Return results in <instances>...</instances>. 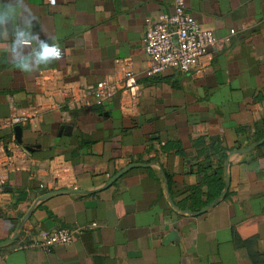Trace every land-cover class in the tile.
I'll list each match as a JSON object with an SVG mask.
<instances>
[{"label": "crops", "instance_id": "crops-1", "mask_svg": "<svg viewBox=\"0 0 264 264\" xmlns=\"http://www.w3.org/2000/svg\"><path fill=\"white\" fill-rule=\"evenodd\" d=\"M172 3L0 0V122L36 114L0 125V264H264V143L239 152L264 133V0H186L203 29L230 42L189 74L148 77L147 19ZM126 65L131 91L35 112L52 102L41 77L51 88L95 85ZM223 154L228 191L198 214L213 202L204 180ZM132 163L145 166L108 185ZM56 179L85 192L42 199L40 183ZM62 227L79 229L69 245L20 247Z\"/></svg>", "mask_w": 264, "mask_h": 264}, {"label": "built area", "instance_id": "built-area-1", "mask_svg": "<svg viewBox=\"0 0 264 264\" xmlns=\"http://www.w3.org/2000/svg\"><path fill=\"white\" fill-rule=\"evenodd\" d=\"M50 2L52 5L56 4V0ZM234 33V30L230 31V35ZM229 42V35L219 36L212 30L203 29L189 11L186 0H173L170 12L147 19L143 38L148 57L146 74L148 77H157L170 70L189 74L201 65L202 59L210 51L221 50ZM45 81V77L37 81V90L45 101L49 99L52 102L48 106L45 103L36 106L35 112H39L43 107L79 111L93 105H102L120 92L131 91L137 80L134 71L126 65L117 80L105 79L95 85L81 86L60 82L51 88L46 86ZM35 116L34 113L4 119L0 125L33 122ZM60 180L56 179L53 183L42 181L40 190L45 193L60 190L62 188ZM78 232L79 229L65 227L48 230L40 236H32L20 247H37L50 252L55 245L71 244Z\"/></svg>", "mask_w": 264, "mask_h": 264}, {"label": "water", "instance_id": "water-1", "mask_svg": "<svg viewBox=\"0 0 264 264\" xmlns=\"http://www.w3.org/2000/svg\"><path fill=\"white\" fill-rule=\"evenodd\" d=\"M16 129H17L18 131H20V130H21V126H16ZM17 139H18V141H20V139H19V135L17 136ZM263 143H264V137H262L261 139H259V140L256 141L255 143H253L252 145H250V146H248V147H246V148H244V149H240L239 152H242V153L249 152V151L253 150L254 148L260 146V145L263 144ZM28 149L31 150L30 148H28ZM227 164H229L228 161H227ZM138 166H145V164H143V163H132V164H130L127 168H125V169L121 170L119 173H117V174L111 179V181L108 183V185H110V184H112L113 182H115L116 179H118V178H119L123 173H125L127 170H129V169H131V168H133V167H138ZM229 185H230V178H229V176H227V178H226L225 189H224L223 192L220 194V196H219L215 201H213L212 203H210L209 205H207L204 209H202L201 211H199L198 214H201V213L206 212L208 209H210V208L213 207L216 203H218V202H219V201H220V200L226 195V193H227V191H228V188H229ZM83 192H85V191H80V190H67V189H66V190H56V191H52V192H50V193H46V194L43 195L41 198H42V199H47V198H50V197H53V196H56V195H60V194H68V193H83ZM32 209H33V208H32ZM32 209H31V210H32ZM28 215H29V214H28ZM28 215H27L26 217H24V219H23V220L21 221V223L18 225V227H17V229H16V231H15L13 237H12L9 241L14 240V239L18 236V234H19V232H20V230H21L23 224H24L25 221L27 220Z\"/></svg>", "mask_w": 264, "mask_h": 264}, {"label": "trees", "instance_id": "trees-1", "mask_svg": "<svg viewBox=\"0 0 264 264\" xmlns=\"http://www.w3.org/2000/svg\"><path fill=\"white\" fill-rule=\"evenodd\" d=\"M261 124H263L264 126V119L261 121ZM259 136L263 137L264 133L262 132L261 134H259ZM221 158H222V162L220 163L217 170L215 172L206 173L207 175L205 177L204 182L208 187V193H207L208 202H212L215 199H217L225 187L224 161L226 160L227 155L223 154L221 155ZM199 191H200L199 188H186L182 193L192 192L193 197L195 196L197 198V196H199ZM203 204H204L203 202L200 203V205Z\"/></svg>", "mask_w": 264, "mask_h": 264}, {"label": "clouds", "instance_id": "clouds-1", "mask_svg": "<svg viewBox=\"0 0 264 264\" xmlns=\"http://www.w3.org/2000/svg\"><path fill=\"white\" fill-rule=\"evenodd\" d=\"M57 52H59V50L57 49Z\"/></svg>", "mask_w": 264, "mask_h": 264}]
</instances>
